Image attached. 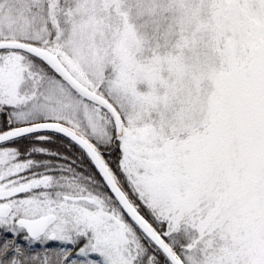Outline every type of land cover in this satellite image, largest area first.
I'll use <instances>...</instances> for the list:
<instances>
[{"label": "snow or ice", "instance_id": "6c2138e0", "mask_svg": "<svg viewBox=\"0 0 264 264\" xmlns=\"http://www.w3.org/2000/svg\"><path fill=\"white\" fill-rule=\"evenodd\" d=\"M0 264H264V0H0Z\"/></svg>", "mask_w": 264, "mask_h": 264}]
</instances>
